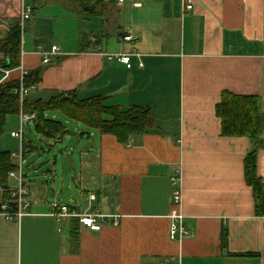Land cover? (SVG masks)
Here are the masks:
<instances>
[{
	"label": "crops",
	"instance_id": "obj_1",
	"mask_svg": "<svg viewBox=\"0 0 264 264\" xmlns=\"http://www.w3.org/2000/svg\"><path fill=\"white\" fill-rule=\"evenodd\" d=\"M27 3L34 11L22 30L24 66L42 69L30 102L77 90L82 99L102 95L109 105L149 107L154 125L128 143L78 126L93 140L81 177L87 205L35 190L23 164L32 205L20 220L0 214V264H264V204L245 174L254 145L225 136L217 114L226 91L258 98L264 192V0H105L92 11L74 1L0 0V41ZM53 45L60 49L44 63L42 52ZM134 51L140 55H132V68L110 56ZM26 124L20 113L9 114L0 133V152L24 148V163L34 149L31 142L26 147ZM19 131L23 138L12 136ZM14 162L7 188L20 183L19 158ZM175 187L191 231L177 240L170 238ZM5 189L0 205L9 199ZM58 195L80 213L108 215L106 224L93 231L75 217L57 221L51 203ZM112 215H121L118 225Z\"/></svg>",
	"mask_w": 264,
	"mask_h": 264
},
{
	"label": "trees",
	"instance_id": "obj_2",
	"mask_svg": "<svg viewBox=\"0 0 264 264\" xmlns=\"http://www.w3.org/2000/svg\"><path fill=\"white\" fill-rule=\"evenodd\" d=\"M64 1L78 2L82 7L90 6L92 11L105 0ZM0 52H3L6 61H9L8 68L16 69L20 65L22 54L20 22L14 23L7 37L0 41ZM0 76L2 77L1 72ZM41 81L40 68L29 71L24 77L23 84L26 88H31ZM20 85L18 77L0 83V133L5 127L7 115L21 112L35 113L36 118L33 121L35 131L52 140H59L70 132L66 122L58 118L54 112H59L66 119L76 121L101 134L113 135L122 143H128L132 137L147 133L154 125L151 109L146 106L132 105L124 108L109 105L106 103V97L102 95L82 99L77 90L60 92L47 100L38 99L30 102L25 97L21 101ZM217 114L222 120L225 136L246 137L252 141L253 149L245 159V174L258 203L264 204L263 184L257 174L258 154L263 146L261 139L263 116L258 98L226 91L217 105ZM17 168L12 152H0V188H7L9 173ZM6 192L9 197L7 190ZM73 234L77 236L76 231Z\"/></svg>",
	"mask_w": 264,
	"mask_h": 264
},
{
	"label": "built area",
	"instance_id": "obj_3",
	"mask_svg": "<svg viewBox=\"0 0 264 264\" xmlns=\"http://www.w3.org/2000/svg\"><path fill=\"white\" fill-rule=\"evenodd\" d=\"M120 4H122L126 0H117ZM193 1V0H190ZM136 6H141L140 2L135 3ZM193 7V4H188L187 8L191 9ZM34 6L33 4H25V7L23 9V12L21 14L20 18V25L22 30H25L26 21H28L31 16L33 15ZM132 36H125L122 40H132ZM96 48H98L96 46ZM59 46L53 45L50 50L42 52L44 54V63H48L51 61V56L58 53ZM132 55H140L136 51L132 53H120L115 55H110L111 58H116L119 61H122L126 64L128 68L133 67L132 63ZM6 61V56L3 52H0V72L2 74L1 81H6L10 79V76L13 71L18 70L19 71V80L21 82L19 93L21 101L25 99V97L28 95L30 89L34 88H26L23 84V80L26 74H28V70L24 66V55L23 51L21 54V62L20 65L16 69H11L8 67H3V63ZM142 65V63H141ZM21 121L23 124L30 123L31 121H34L36 118L35 113H25L21 112ZM12 136L23 138V132H12ZM25 151L24 148H21L19 152H12V156L14 158H19V169H18V175L20 179V183L16 187H8L5 190L9 193V200L6 202H3L0 205V214L5 217L7 221H14V220H20L24 215H26L32 205V189L27 187L23 180V173H22V166L25 162ZM16 171H11L9 173V176L16 175ZM173 185H179V182L181 180V175L179 174V171L177 174L172 176L171 178ZM91 200H96V196L92 195ZM183 201V194L182 190L179 187H175L172 195V212L171 216L173 218V223L170 229V238L173 240L181 239L185 237L186 235H189L191 231L187 228L183 215L179 212V207L181 206ZM52 206V214L56 218L57 221H61L66 218H78V221L80 225L83 228H88L93 231H100L103 226L107 222L108 215L101 213L99 210H92L88 212L80 213L76 209H74L71 205L62 204L60 201H58L56 198L51 203ZM113 224L118 225L120 223L121 215H112ZM62 231V229H59Z\"/></svg>",
	"mask_w": 264,
	"mask_h": 264
},
{
	"label": "rangeland",
	"instance_id": "obj_4",
	"mask_svg": "<svg viewBox=\"0 0 264 264\" xmlns=\"http://www.w3.org/2000/svg\"><path fill=\"white\" fill-rule=\"evenodd\" d=\"M49 29H57L48 24ZM50 31V36L56 38ZM57 31V30H56ZM24 43L28 45L29 31L23 35ZM27 49V48H26ZM54 114L64 120L70 132L59 140H52L38 134L34 129L33 121L26 124L24 129L26 147L31 142L34 149L26 153L25 172L28 174V183L35 190L44 192L50 197L61 193L62 202L74 203L76 200L87 205L89 197L82 193L84 184L81 177L84 175V163L87 160L88 150L91 149L92 139L87 135L80 136L82 125L76 121L66 119L61 113Z\"/></svg>",
	"mask_w": 264,
	"mask_h": 264
},
{
	"label": "water",
	"instance_id": "obj_5",
	"mask_svg": "<svg viewBox=\"0 0 264 264\" xmlns=\"http://www.w3.org/2000/svg\"><path fill=\"white\" fill-rule=\"evenodd\" d=\"M87 9H91L90 6H87ZM9 61H6L5 63H3V67H8L9 66ZM60 197L61 195H58V197L56 198L58 201H60Z\"/></svg>",
	"mask_w": 264,
	"mask_h": 264
}]
</instances>
